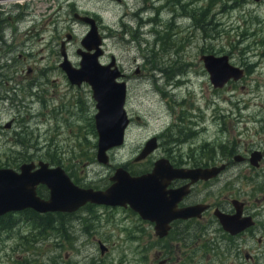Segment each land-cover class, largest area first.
Instances as JSON below:
<instances>
[{
    "label": "rangeland",
    "instance_id": "1",
    "mask_svg": "<svg viewBox=\"0 0 264 264\" xmlns=\"http://www.w3.org/2000/svg\"><path fill=\"white\" fill-rule=\"evenodd\" d=\"M126 1L131 6L128 11L132 12L143 0ZM186 1V10L184 3L178 0L175 1L177 4L171 2V6L167 2L160 22H164L161 25L168 26V29L157 28L154 31L149 30V24L139 25L138 18L124 15L127 9L117 0L37 1L35 9L41 12V21H46L42 33L48 41L29 37L27 41L31 43L26 44L24 53L37 51L41 47L35 58L41 66L48 65L45 95L51 105L58 103L60 92L66 91L69 83L60 68H54L58 55L54 59L50 53L49 39L54 24H58L62 37L66 31L73 32L70 50L80 44V38L88 27L85 22L74 18L72 5L80 11L86 9L90 14L98 15L105 53L101 61L106 62L108 55L114 53L117 63L126 72L128 103L124 106L130 113L139 114L141 119L132 122L125 142L116 148L115 161L129 159L127 156L132 155L157 128L168 129L173 121L178 123L177 115L183 111L190 122L182 125H190V129L198 131L195 142L199 144L203 141H219L228 135L239 134L247 138L262 124L259 119H264V0ZM198 7H205L208 14L202 15ZM171 8L176 12L173 13ZM193 8L197 11L196 18L190 15ZM148 13L141 12L142 20L146 19ZM121 17L128 21V31L122 29ZM130 30L134 31V39ZM72 52L73 57H76V53ZM209 52L226 53L230 61L247 66L250 71H246L239 80H230L223 87H215L200 59L202 53ZM20 61L25 65L29 60ZM136 67L140 68L141 74L135 72ZM166 71H171L168 77ZM80 87V96L84 100L73 107L79 119L74 118L72 124L61 120L59 116L56 119V114L40 120L39 117L43 115L39 112V101L32 102L28 110L22 109V115L38 112L39 115L30 119L25 117L23 128L28 138L20 133L22 140L16 143L10 139L7 129L3 128L5 134L0 136V165L13 162L18 151L28 152L26 155L35 160H58L61 156L63 163H69L72 170L76 167L77 176H73L80 185L102 188L106 183L107 166L93 157L97 141L93 129L95 100L88 83H82ZM53 92L55 95L51 97ZM5 105L8 103L1 105V110L8 113H0V119L9 117L10 108ZM187 145L183 144L182 148L185 149ZM129 211L114 206H87L80 210L81 221L87 220V224L92 226L87 235L79 234L71 227L61 232L59 218L43 228L37 219L29 221L21 218V213L13 212L15 218L20 220L6 229L0 226V264H74L78 260L88 264H158L163 254L154 257L155 246L158 245L152 234L148 236L146 231H142L140 236L138 233L141 230H153L152 224ZM63 219L64 223H75L69 216ZM23 232L28 235L27 238H21ZM34 234L38 235V242L32 239L30 243L35 248L11 252L8 246L17 243L24 247L29 243L30 235ZM98 239L109 246L104 254L100 253ZM77 245L80 247L76 250ZM194 257L192 253V259Z\"/></svg>",
    "mask_w": 264,
    "mask_h": 264
},
{
    "label": "flooded vegetation",
    "instance_id": "2",
    "mask_svg": "<svg viewBox=\"0 0 264 264\" xmlns=\"http://www.w3.org/2000/svg\"><path fill=\"white\" fill-rule=\"evenodd\" d=\"M37 1L0 0V113H8L1 110V105L4 103H8L5 107L10 108L9 117L0 119V136L5 134L2 131L3 128H6L9 132L10 139L15 140V143L17 140H22L19 137L20 133L28 138V133L23 128V122H26L25 117L28 119L29 117L39 115V112H41L43 117H39L40 120H46L50 114H56V119L59 116L61 120L68 124L74 123V118L79 119V114L75 112L73 107L83 102L84 98L80 96V86L82 83H87L82 82L79 85L71 83L61 67V62L65 56L72 65H79V48L81 47L82 37L80 38V44H77L74 50H70L69 44L72 43L70 40L74 38L73 32L66 31L64 37H62L58 24H54V30L49 39L51 44L50 53L54 59L58 55V62L57 65H54V68H60L69 83L66 91L60 92L59 99L55 96L58 99V103L56 105L50 104V99L45 95L47 90L46 76L48 65L43 64L41 66L35 58L39 50H41V47L37 51L30 50V52L24 53L26 44L31 43L27 41L29 37L48 41L42 33V27L46 24V21H41V12L39 9H35L38 6ZM117 1L123 4V8L127 9L124 15H127L129 18H138L139 25L149 24V30L151 31L157 28L168 29V26L161 25V23H164L160 22V19H162L161 14L163 9L167 7V2L170 3V6L171 2L177 4L175 3L176 0H143L136 10L130 12L128 8L131 6L126 0ZM178 1L184 3V10H186L187 1ZM13 8L17 10L12 11ZM71 11L75 19L82 23L85 22L86 26H88L84 34L89 29V22L80 19L76 13L92 16L100 32V21L96 13L90 14L86 9L80 11L74 5H72ZM143 11L146 13L150 12L146 15L145 20H142L141 12ZM171 11L173 13L176 12L174 8H171ZM172 17L174 18L175 16L172 14ZM120 20L122 29L128 31V21L123 17ZM130 31L133 37L132 39H134V31ZM101 37V48L103 52L99 56L100 61L101 56L105 54L102 34ZM156 40L159 41L158 36H156ZM72 51L76 53V57H73L74 54ZM40 56L42 57L44 55L40 54ZM108 56L109 58L106 62H101H109L112 56L116 59L114 53H110ZM27 58L29 61L25 65L19 63L22 62L20 60H26ZM230 62L233 63L232 61ZM233 64L242 67L243 74L236 79L229 78L222 86L218 87H223L230 80H239L244 76L246 71H250V68L247 66ZM117 65L121 70L119 79L126 84V104L128 103L126 72L123 71L118 63ZM135 72L142 73L139 67H136ZM170 72L166 71V77H168ZM54 95L55 92L51 93L50 96L53 97ZM37 101L41 105L38 113H30V115H26L25 113L22 115V109L28 110L31 103ZM48 106H50V111L48 110ZM11 107L15 110L13 111ZM126 112L129 122L125 129L122 144L125 142L127 131L132 127V122L141 119V116L137 113L132 114L127 109ZM177 117H179V122L176 123L173 121L168 129H166L167 127L155 129L156 131H153L132 155L127 156L129 159L114 160V154L117 153L116 148L121 144L114 146L116 148H109L107 150L108 159L105 162L107 166V172L105 173L106 183L102 187H107L113 181L111 177L118 167L124 168L131 175H140L150 172L155 162L161 158L167 160L170 168L184 171V174L174 175L173 177L168 176L165 172L155 177V180H157V187L155 188H158V182L162 181L164 195L166 197L162 196L172 202L173 210L171 211L177 214L168 221L165 234L160 235L155 228L156 222L148 218H143L129 203L112 205L86 202L74 211H37L31 207H25L7 211L0 214V216L11 213L6 215L5 218L8 222L15 223L20 219H16L13 212H18L21 213V218L26 220L37 219L42 223L43 228L50 221L58 220L59 218V228L62 227L61 232H65L71 227L75 232L87 235L92 226L87 224V220L81 221L82 213L80 210L93 205H102L106 208L113 206L121 207L130 210L131 212H129L132 214L135 213L142 221L152 224L153 230H141L138 233L142 235V231H146L148 236L152 234L155 239L154 242L158 245L155 246L154 257H158L161 253L163 254L158 264H264V119H259V122L262 124L258 129L254 130L253 135L247 138H242V135L236 134L228 135V137L219 141H203L199 144L195 142L197 137L195 134L198 131L190 129V125H182L184 122H190L186 118V113L183 111ZM93 129L97 135L95 124ZM151 136H155L156 138L155 148L146 155L139 156L141 149ZM185 143L188 145L183 149L182 146ZM12 148L15 149V146ZM96 152L97 141L96 151L95 154L93 152V157H96ZM17 153V157L15 156L16 158L13 159V162L8 165H0V167H12L15 170H19L21 164L25 162H33L38 166V162L43 160L48 162L49 166H61L70 178L76 184L80 185L77 179L74 178V176H77L74 170L76 167L72 170L69 163H63L64 161L61 159V156V160H57V158H53L51 161L41 158L35 160L31 156L26 155L28 152L18 151ZM92 187L98 188L95 186ZM36 193L43 198H48L49 188L45 183H38ZM64 216H69L70 219H74L75 223H64ZM84 218L87 219L88 216L85 215ZM18 231L21 232L23 230ZM20 236L21 238H27L28 235H25V232H23ZM37 237V234L30 235L28 242L30 243L32 239L35 240V243L38 242L36 240ZM97 241L100 253L104 254L109 248L108 244L106 245L101 239ZM29 243L24 247L17 245V243L8 247L11 248V252L18 251L19 249L25 252L36 247ZM100 243L104 245L103 251ZM82 245H84L83 240ZM79 247L80 245H77L76 250ZM41 252L42 250L39 249V253ZM192 253L196 256L193 259ZM41 260L42 254H40L39 262ZM85 263L88 264V262H79L78 260L74 264Z\"/></svg>",
    "mask_w": 264,
    "mask_h": 264
},
{
    "label": "water",
    "instance_id": "3",
    "mask_svg": "<svg viewBox=\"0 0 264 264\" xmlns=\"http://www.w3.org/2000/svg\"><path fill=\"white\" fill-rule=\"evenodd\" d=\"M76 15L89 22V29L81 38L79 65H72L65 56L61 67L71 83L79 85L87 82L91 87L96 106V158L105 163L108 159L107 150L122 144L129 122L124 106L126 84L119 79L121 70L114 56L107 63L99 60L103 52L102 37L95 19L90 15ZM201 59L215 87L222 86L231 77L236 79L243 74V68L231 63L226 53H202ZM155 146L156 138L151 136L139 156L146 155ZM163 172L170 177L184 174L180 169L170 168L167 160L161 158L155 162L150 172L140 175H131L124 168L118 167L111 177L113 181L107 187L94 188L76 184L61 166H49L43 160L38 162V166L33 162H25L19 170L0 167V214L25 207L37 211H74L86 202L112 205L129 203L143 218L154 220L156 230L163 235L167 231L168 221L177 215L171 211L172 202L163 198L165 195L162 181L155 188V177ZM38 183L48 186V198L36 193ZM100 244L103 251L104 245Z\"/></svg>",
    "mask_w": 264,
    "mask_h": 264
},
{
    "label": "trees",
    "instance_id": "4",
    "mask_svg": "<svg viewBox=\"0 0 264 264\" xmlns=\"http://www.w3.org/2000/svg\"><path fill=\"white\" fill-rule=\"evenodd\" d=\"M199 11H201V14H202V15H203V13L208 14V13L206 12V8H205V7H202V8H199V7H198V12H199ZM196 13H197V11L193 8L192 11H191V13H190V15L193 16L194 18H196V17H195ZM196 24H197V23H196ZM197 26H199V25L197 24ZM30 213H31V211H30ZM8 214H11V213H7V214H4V215L0 216V226H1L3 229H6V228H9V227L12 226V222H8V220L5 218V216L8 215ZM2 217H4V218H2ZM52 222H53V221H50V223H52ZM50 223H49V224H50ZM53 224H54V223H53Z\"/></svg>",
    "mask_w": 264,
    "mask_h": 264
},
{
    "label": "bare ground",
    "instance_id": "5",
    "mask_svg": "<svg viewBox=\"0 0 264 264\" xmlns=\"http://www.w3.org/2000/svg\"><path fill=\"white\" fill-rule=\"evenodd\" d=\"M112 58V57H111ZM101 59V58H100ZM121 146V145H120ZM117 147H119V146H117ZM114 148H116V147H114ZM112 149V148H111Z\"/></svg>",
    "mask_w": 264,
    "mask_h": 264
}]
</instances>
